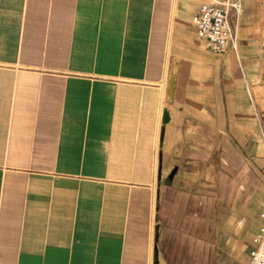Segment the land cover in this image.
<instances>
[{
  "label": "crops",
  "instance_id": "obj_1",
  "mask_svg": "<svg viewBox=\"0 0 264 264\" xmlns=\"http://www.w3.org/2000/svg\"><path fill=\"white\" fill-rule=\"evenodd\" d=\"M238 1L234 30L261 24ZM179 3L0 0V264L250 263L255 58L211 51Z\"/></svg>",
  "mask_w": 264,
  "mask_h": 264
},
{
  "label": "built area",
  "instance_id": "obj_2",
  "mask_svg": "<svg viewBox=\"0 0 264 264\" xmlns=\"http://www.w3.org/2000/svg\"><path fill=\"white\" fill-rule=\"evenodd\" d=\"M241 12L238 0H210L199 7L192 21L198 37L207 43L208 48L223 54L235 43L233 18L238 20ZM249 264H264V208Z\"/></svg>",
  "mask_w": 264,
  "mask_h": 264
},
{
  "label": "rangeland",
  "instance_id": "obj_3",
  "mask_svg": "<svg viewBox=\"0 0 264 264\" xmlns=\"http://www.w3.org/2000/svg\"><path fill=\"white\" fill-rule=\"evenodd\" d=\"M179 1L180 0H178L176 4H178ZM208 1L210 0H181L179 3L180 9L178 8L176 11L177 20L194 27L192 21L194 14L202 4ZM262 20L261 24H258L255 28L249 31L240 30L241 25H238L240 21L236 22L235 25L239 27L238 30H234L235 47L231 46L225 53L234 52L240 49V46H236V39L238 43L239 39L246 43H250V46L247 47L248 50H244V53H250L251 57L255 58L254 68L257 69L252 70L257 78L253 77L255 84L250 90V102L253 105L250 111V115L253 119L249 126L250 140L256 139L264 142V16ZM261 76H263V79Z\"/></svg>",
  "mask_w": 264,
  "mask_h": 264
},
{
  "label": "bare ground",
  "instance_id": "obj_4",
  "mask_svg": "<svg viewBox=\"0 0 264 264\" xmlns=\"http://www.w3.org/2000/svg\"><path fill=\"white\" fill-rule=\"evenodd\" d=\"M177 2H178V0H176V3ZM168 63H169V61H168ZM175 67L176 66L174 64L171 65L170 63L168 64V67H167V76H166V80H165L166 82L164 84V97H163L162 115H161L162 116V123H161L162 125H164L163 124V122H164V115H165V112L167 111L166 110L167 108L165 106V102L167 100L170 101L173 98V95H174V90H175V73H176ZM159 133L161 134V126H160V129H159Z\"/></svg>",
  "mask_w": 264,
  "mask_h": 264
},
{
  "label": "water",
  "instance_id": "obj_5",
  "mask_svg": "<svg viewBox=\"0 0 264 264\" xmlns=\"http://www.w3.org/2000/svg\"><path fill=\"white\" fill-rule=\"evenodd\" d=\"M173 68V67H172ZM175 85H176V73H175ZM174 96V95H173ZM172 100V99H171ZM170 100V101H171ZM167 121H168V112L166 111L165 112V115H164V124H166L167 123ZM163 134H164V129H162V131H161V137L163 136Z\"/></svg>",
  "mask_w": 264,
  "mask_h": 264
}]
</instances>
